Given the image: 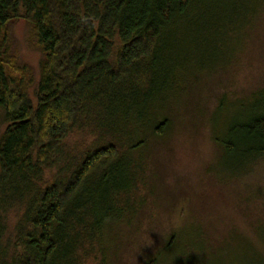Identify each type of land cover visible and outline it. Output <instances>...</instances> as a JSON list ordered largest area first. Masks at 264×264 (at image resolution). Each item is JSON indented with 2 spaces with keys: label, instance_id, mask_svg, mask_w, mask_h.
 Instances as JSON below:
<instances>
[{
  "label": "trees",
  "instance_id": "1",
  "mask_svg": "<svg viewBox=\"0 0 264 264\" xmlns=\"http://www.w3.org/2000/svg\"><path fill=\"white\" fill-rule=\"evenodd\" d=\"M204 1L0 0V264H83L101 248L131 193L128 152L142 145L135 138L126 153L120 142L172 80L162 65L170 38ZM18 23L42 55L37 75L11 35ZM255 105L216 138L243 161L264 155V95ZM87 127L104 144L70 152L69 137ZM14 204L22 211L9 234Z\"/></svg>",
  "mask_w": 264,
  "mask_h": 264
},
{
  "label": "rangeland",
  "instance_id": "2",
  "mask_svg": "<svg viewBox=\"0 0 264 264\" xmlns=\"http://www.w3.org/2000/svg\"><path fill=\"white\" fill-rule=\"evenodd\" d=\"M194 12L170 38L174 52L162 65L172 80L152 91L120 142L126 153L133 139L142 144L128 152L125 210L83 264H264V155L243 161L216 140L264 95V0H205ZM26 31L23 23L11 27L21 60L37 75L42 55ZM6 127L0 109V136ZM103 144L90 127L67 142L70 152ZM20 206L5 213L9 234Z\"/></svg>",
  "mask_w": 264,
  "mask_h": 264
}]
</instances>
